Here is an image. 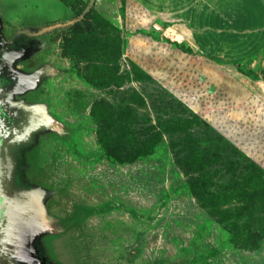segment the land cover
<instances>
[{"label":"rangeland","instance_id":"rangeland-1","mask_svg":"<svg viewBox=\"0 0 264 264\" xmlns=\"http://www.w3.org/2000/svg\"><path fill=\"white\" fill-rule=\"evenodd\" d=\"M4 62L34 264H264V0H0Z\"/></svg>","mask_w":264,"mask_h":264},{"label":"water","instance_id":"water-1","mask_svg":"<svg viewBox=\"0 0 264 264\" xmlns=\"http://www.w3.org/2000/svg\"><path fill=\"white\" fill-rule=\"evenodd\" d=\"M10 69L13 71L14 77L17 78L18 81L16 83L17 87L11 90L9 92V95H11L12 92L14 93V91L21 90L22 86H24V88H22L23 91L34 87L38 79L40 78L39 70L29 74H23L16 71L15 69H12L11 66ZM10 101H8L10 109H23L26 115H28V120L30 121V123L25 126L24 131L18 134V136H24L28 133V131H30V129L37 127L42 122L44 114L38 106H30L22 102L14 101L11 103ZM4 111L7 112L6 107L4 108ZM16 134L17 133H15V135ZM4 138L0 139V158L1 151L4 150L7 146ZM1 165L2 163L0 162V166ZM0 174L3 175L2 170L0 171ZM0 211H3L2 217L7 219V232L5 241H7L8 243L6 247H3L2 250L0 249V255L6 258L9 264H34L32 253L28 248H26V246L29 240V236L33 234V229L35 228L36 224L35 220L39 218L40 215L39 194L37 192L28 191L26 193L15 195L14 197H7L4 192L0 191ZM26 218L28 219V221L22 226L21 223L24 220H27ZM8 223H10V225H8ZM20 239L21 246L25 247L21 251V253H23L21 254L22 256L16 255L13 248L16 245V242Z\"/></svg>","mask_w":264,"mask_h":264},{"label":"flooded vegetation","instance_id":"flooded-vegetation-1","mask_svg":"<svg viewBox=\"0 0 264 264\" xmlns=\"http://www.w3.org/2000/svg\"><path fill=\"white\" fill-rule=\"evenodd\" d=\"M15 51H19V50H15ZM4 52H5V48L2 51V53ZM8 57L11 58L12 54H8L6 56V59H8ZM17 81L18 79L14 77V73L10 69V65L5 62L2 63L0 67V103L4 102L5 105L7 106H5L4 103L0 104V139L5 137L4 140L7 146L13 139H16L17 141H20L21 139H26L28 134H30L32 130L30 129V131H28V133L25 134L24 136H18V134L24 131L25 126L28 125L30 121L28 120V115H26L23 109L17 108L18 110L17 109L12 110L10 109L8 105V101L11 100L10 102L11 103L13 102V100L11 99L12 94L20 93L23 91L22 88H24V86H22L21 88L22 91L21 90L14 91V93L12 92V94L9 95V92L17 87L16 85ZM5 107L7 109V112L4 111ZM15 133L17 134L15 135ZM7 146L4 150L1 151L0 162L2 163V165L0 166L1 167L0 171L1 170L3 171V175L0 174V191L4 192L7 197H14L15 195H18V194L13 191L15 189L12 188V185H11L12 179H13V176H12L13 166H12L11 159L6 153ZM27 221L28 219L24 220L23 222H27ZM10 223H8V225H10ZM6 224H7V219L1 216L0 217V249L1 250L3 247H6L8 244L7 241H5L6 232H7ZM13 248L15 250L14 253L16 255L20 256L22 254L21 251L24 248L23 246H21V239L16 242V245ZM1 259L2 258H0V261ZM0 264H9V262L6 260L5 263L0 262Z\"/></svg>","mask_w":264,"mask_h":264},{"label":"trees","instance_id":"trees-1","mask_svg":"<svg viewBox=\"0 0 264 264\" xmlns=\"http://www.w3.org/2000/svg\"><path fill=\"white\" fill-rule=\"evenodd\" d=\"M164 40L168 43H171L173 45H175L178 49L182 50V51H185V52H188L190 53L191 55H203L201 53H199L198 51H195L194 49H192L190 46H186V45H183L181 43H178L177 41H171L170 39H168L167 37H163ZM206 57H208L209 59H214V60H221L222 58L218 57V56H215V55H211V56H208V55H205ZM234 66L236 67H239V63L238 62H234L233 64ZM242 71V70H240ZM245 75L253 78V79H260L262 77L261 73L260 72H252V71H248V72H244L242 71Z\"/></svg>","mask_w":264,"mask_h":264},{"label":"crops","instance_id":"crops-1","mask_svg":"<svg viewBox=\"0 0 264 264\" xmlns=\"http://www.w3.org/2000/svg\"><path fill=\"white\" fill-rule=\"evenodd\" d=\"M263 110H264V102H263ZM262 119L264 120V111H263V114H262ZM262 149L264 150V145H263ZM262 164H264V160L262 161Z\"/></svg>","mask_w":264,"mask_h":264}]
</instances>
